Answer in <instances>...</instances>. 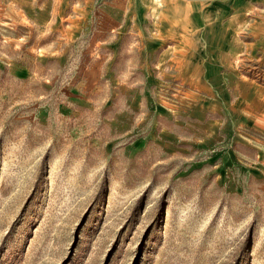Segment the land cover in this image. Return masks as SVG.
I'll use <instances>...</instances> for the list:
<instances>
[{
	"label": "rangeland",
	"instance_id": "1",
	"mask_svg": "<svg viewBox=\"0 0 264 264\" xmlns=\"http://www.w3.org/2000/svg\"><path fill=\"white\" fill-rule=\"evenodd\" d=\"M257 90L264 0H0V264H264Z\"/></svg>",
	"mask_w": 264,
	"mask_h": 264
},
{
	"label": "crops",
	"instance_id": "2",
	"mask_svg": "<svg viewBox=\"0 0 264 264\" xmlns=\"http://www.w3.org/2000/svg\"><path fill=\"white\" fill-rule=\"evenodd\" d=\"M242 3L243 2L239 3L240 6L237 7V12L234 13L232 20L233 23H235L237 20L240 21V19L242 21L247 15L248 8L247 6H242ZM254 99L258 101L260 105V116L264 118V90H257V92L254 93ZM261 130H264V128L261 127ZM253 144L256 147L257 152L255 153V158H253L255 160L253 161V166L251 162H249V164H251L253 173L264 180V131H262L260 139H254ZM247 164L244 165L250 166Z\"/></svg>",
	"mask_w": 264,
	"mask_h": 264
}]
</instances>
